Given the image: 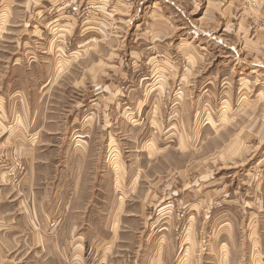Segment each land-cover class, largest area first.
I'll return each mask as SVG.
<instances>
[{
  "label": "rangeland",
  "instance_id": "1",
  "mask_svg": "<svg viewBox=\"0 0 264 264\" xmlns=\"http://www.w3.org/2000/svg\"><path fill=\"white\" fill-rule=\"evenodd\" d=\"M94 1L0 0L7 53L43 51L21 35L43 8L49 32L44 103L41 54L19 81L1 57L0 264H264V0ZM84 60L97 87H76ZM80 112L88 190L45 207V149L81 153Z\"/></svg>",
  "mask_w": 264,
  "mask_h": 264
},
{
  "label": "crops",
  "instance_id": "2",
  "mask_svg": "<svg viewBox=\"0 0 264 264\" xmlns=\"http://www.w3.org/2000/svg\"><path fill=\"white\" fill-rule=\"evenodd\" d=\"M85 0H83L84 2ZM96 2L94 0H86V4H90V8L91 9H95L94 3ZM97 13L101 14V12H99L100 10L98 8H96ZM91 11L89 10V13ZM41 21L38 22V24H34L33 21L28 22V20L25 21V23H27L25 26L26 27V32L21 33V35L23 37H25L27 39L28 35H30V38H28L29 40L31 38H33L34 36H38L36 37V39L38 40L37 42H40L41 47H42V52H39V50H35V49H31V50H27L26 53L21 54V56H23V58H18L17 54H18V50H20V46L18 43V38H16L14 41L9 40L10 43V51L7 53V51L5 50V48L3 47V42L5 40L10 39V34H6L4 35V40L1 39L0 40V73L2 72V59L1 57H3V55H12L11 57L16 58L15 62L12 64L13 66V70L16 73L17 76V81H19V74H17L19 71L21 73H25L28 77L25 78L26 80H30L31 79V74L34 75L36 69L32 68L31 66L34 65L35 61H30V56L34 55V54H41L40 57L42 58V65H40V71H41V76L42 77V83H41V87L43 89V93L42 95H38L41 96V99L38 100L39 102H45L43 101V99L45 98V96L48 94L46 93L48 90V85L49 82L48 80H45V9L43 8L41 10ZM39 18V17H38ZM28 19V18H27ZM86 20L84 21H89V20H93V16L89 19V15L88 17L85 18ZM31 24L33 25L31 27ZM10 25V24H9ZM39 25H41V28H39ZM11 26V25H10ZM31 27V29H29ZM47 28V27H46ZM38 29H41L38 31ZM19 30V29H18ZM20 32L22 30H19ZM49 34V32H48ZM48 34H46L48 36ZM88 34V33H87ZM9 35V37H7ZM49 39V37H48ZM3 40V41H2ZM40 40V41H39ZM49 44V40L48 43ZM23 49H27L28 47H22ZM4 49V50H3ZM41 49V48H40ZM13 61V60H12ZM33 62V63H32ZM85 63V69L81 72L80 76L78 79L75 80V84L77 85L76 87L79 89H82L84 86H89V87H97L98 86V82L97 83H92L86 78L87 74H91L92 78L94 77V74L97 73L98 71V67L96 64L92 65V64H86L87 60L84 61H80L79 62V66H81V63ZM22 64H25V68H22ZM37 65V64H36ZM39 65V64H38ZM20 66V67H19ZM77 68V67H75ZM83 67L81 66V69ZM83 72H85L86 74H83ZM20 73V74H21ZM32 79L33 76H32ZM39 79V78H37ZM11 83V82H10ZM10 83L7 84V86L5 87V89H9L11 90V85ZM89 83V84H88ZM95 84V85H94ZM21 86V85H20ZM22 87V86H21ZM106 87L108 88V86L106 85ZM24 88V87H23ZM47 89V90H45ZM6 92V91H4ZM2 90H1V86H0V96H2ZM4 94V93H3ZM27 95V92H26ZM31 97L30 94H28L27 96L23 95L21 102H24V99H26V102L30 103V100L28 98ZM36 96L34 95L31 98H35ZM112 98V96H108L105 98V102H108V99ZM14 98V94L11 95L9 99V102H12ZM35 101V102H38ZM33 101L31 100V103ZM47 102V101H46ZM112 102V100H111ZM94 102H89V104H93ZM82 104V103H80ZM84 104V103H83ZM80 115H75V117L73 118L74 123V132L78 133V123H80V135L77 134V137L79 136V140H77L79 142V145L82 147L83 146V150L81 151V153H73L71 151H66V157L60 158V159H56L55 157H53L54 148L48 147L47 149H45V207L47 206V204H49L48 202L49 197L48 196H53V198L62 200L61 195L64 192H68V193H74V197L77 199H81L82 198V193L83 191H87L88 190V186H89V178L86 174L88 168L90 167V163L92 158L94 157L93 155V140H88V138L85 136L84 134V130H82L83 127V123L87 120V119H91L93 116V113L91 112L89 115L88 114H84L82 112H80ZM79 121V122H77ZM71 122V121H70ZM69 122V124H70ZM69 124L67 125V127L69 126ZM85 129V128H84ZM91 134L92 131H89ZM51 134V133H49ZM87 134V133H86ZM76 136V135H75ZM74 136V137H75ZM87 146V147H86ZM85 147V149H84ZM68 152V155H67ZM54 162V166H57V171H55V173L52 171L51 165L50 163ZM62 161H66V162H62ZM65 164V165H64ZM60 168V170H59ZM101 187V186H99ZM101 191V190H98ZM112 196V192L110 193V197ZM46 197L48 198V202L46 201ZM104 201V200H103ZM105 202V201H104ZM76 201L72 204V207L75 208V204ZM106 204V202H105ZM255 215L256 220L251 224L249 222L250 225V229L252 230V232H254L255 234L252 235V239L251 242L253 243V245L257 247V250L259 252V254H261V259H264V208H261V212L260 213H250V215ZM251 217V216H250ZM251 219V218H250ZM47 226L46 231H49V226L47 224H45ZM249 228V227H248ZM260 249V251H259ZM264 263V261L262 262Z\"/></svg>",
  "mask_w": 264,
  "mask_h": 264
},
{
  "label": "built area",
  "instance_id": "3",
  "mask_svg": "<svg viewBox=\"0 0 264 264\" xmlns=\"http://www.w3.org/2000/svg\"><path fill=\"white\" fill-rule=\"evenodd\" d=\"M73 10H74V11H77V7H74Z\"/></svg>",
  "mask_w": 264,
  "mask_h": 264
}]
</instances>
